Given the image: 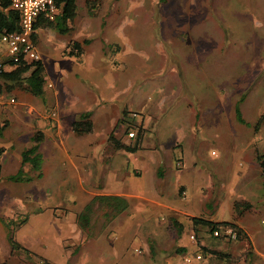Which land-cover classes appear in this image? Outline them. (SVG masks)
Wrapping results in <instances>:
<instances>
[{
    "label": "rangeland",
    "instance_id": "374dc122",
    "mask_svg": "<svg viewBox=\"0 0 264 264\" xmlns=\"http://www.w3.org/2000/svg\"><path fill=\"white\" fill-rule=\"evenodd\" d=\"M260 6H264V0H75L74 14L87 15L89 24L86 29H92L95 23L98 28L89 44V48L94 50L98 46L96 42L103 46L102 55L97 59L103 58L108 65H113L116 57L124 60L118 68H111L115 72L118 69L116 74L120 82H124L123 93L113 102L106 101L116 89L107 88L109 74L105 67L94 74L98 79L95 95L104 99L112 111V104L122 102L133 93L135 100L129 107L134 109L138 103L144 102L154 114L140 149L134 153L114 151L108 159L101 157L97 162V165L106 167L101 187L109 192L122 190L140 194V197H132L138 206L133 216L137 220L147 218L155 230L164 227L173 214V209L166 207V203L173 208L177 206L175 216L185 225L186 237L182 241L187 245L189 256L196 246L187 238L193 228L190 226L191 217L212 222L227 219L241 229L242 235L223 240L236 246L241 253H250L253 252L251 239L257 247L255 249L262 253L257 252L255 264L264 263V235L259 233L264 231V160L260 162L257 159L264 153V27L259 18L262 15ZM116 25L117 32L108 31ZM38 33L37 48L43 60L51 69L57 68L55 53L58 49L53 45L45 52L41 45L42 31L38 30ZM127 37L128 46L120 53H109L107 43L121 42ZM80 59L85 61V53ZM159 61L164 69L161 74H158L156 66ZM173 73L177 76L175 80ZM46 82H49L46 87H51L54 77L47 76ZM162 84H165L164 90ZM171 84L176 85L168 90L167 86ZM176 142L181 144V150ZM23 143L13 145L8 138H0V145L5 147L0 153V190L3 192L7 187H13L12 192L30 195L22 194L20 197L23 204H34L30 209L54 199L67 204L73 194L71 192L79 185L76 180L69 179L65 181L68 190L58 186L62 177L58 173L60 160L53 165L55 169H51L50 159H44L39 178L18 182L3 179L2 174L16 168L14 164L16 166L19 162L18 153L24 147ZM56 145L57 152L66 163L62 143L58 141ZM99 147L101 149L102 144L94 145L96 150ZM88 148L85 147V151ZM176 160L181 166L176 165ZM155 162L163 168L162 175L157 176L162 180L157 186L164 191L162 195L152 187L156 177L152 172ZM135 166L140 167L139 174L133 172ZM115 171L125 175L122 179H115ZM173 173H176L175 177ZM36 191L39 193L35 195ZM147 198L163 203L151 204ZM17 201L15 196H3L0 192V210L16 206ZM235 201L240 203L236 208L233 205ZM46 211V208L40 212L33 211V219L45 215ZM101 211V207L92 208L91 226L99 224ZM4 215L0 214V262L35 264L26 262L25 253L9 250L6 231L10 230L13 238L20 240L30 228L39 232L43 228L53 230L52 227L45 226L43 221L36 223L30 217L13 231L19 216L13 218V213ZM199 230V227L194 229L197 240L201 234ZM135 232L128 240L130 246H139ZM56 233L55 229L51 234ZM139 233L143 231L139 230ZM158 239L151 238L152 255L163 254L164 264H184L181 254L169 253L177 246L173 241L167 244ZM39 242L40 253L45 251L54 257L59 256L52 243L48 248V243ZM213 250L226 253L214 255L213 264H236L233 250L227 252L216 247ZM189 262L193 264L198 260L191 258ZM158 263L161 259L156 258L155 264Z\"/></svg>",
    "mask_w": 264,
    "mask_h": 264
},
{
    "label": "crops",
    "instance_id": "0c3cea01",
    "mask_svg": "<svg viewBox=\"0 0 264 264\" xmlns=\"http://www.w3.org/2000/svg\"><path fill=\"white\" fill-rule=\"evenodd\" d=\"M260 7L262 15H259V18L261 20V25L264 27V6ZM75 11L74 0L73 15H68L64 18L65 20L59 21V24L63 28L62 30L55 26V23L58 22L60 5H57V13L49 24H42L41 22L44 21V18L40 15L35 19V21H41L34 28L33 32L34 43L43 66V81L39 94L30 93L23 87V82L19 84L18 81H20V79L16 81H7L0 78V138H8L13 142V145L18 144L20 146V142H24L23 144L25 145L23 148H25L35 142L31 136L36 132L39 133L41 138L36 142L37 151L41 154V163L44 159H50L49 165H52L50 168L55 169L53 165L57 164L59 160L61 161L59 162L61 167L59 171L57 170L58 173L62 174L58 186L68 190L65 181L69 179L76 180L79 186L71 192V194H73L67 204L65 202H57L53 198L54 200L52 202L47 201V204L41 207L37 206L38 208L34 209H30L34 205L33 203L29 205L23 204L20 199L22 194H24V196L30 195H26L25 193L17 194L11 191L13 187H7L5 191L2 192L0 190V192L3 193V196H15L16 199H18L17 205L6 207L5 204H1L6 207L7 210H0V214L13 213V218L16 215L19 216V219L16 220L12 227L13 231L23 226L30 217L32 221L36 223L43 221L45 226L50 225V227H52L53 230L47 231L48 229L46 230L43 228L40 229L39 232L30 228L20 240L14 238L20 245L26 248L25 252L21 249H17L18 252L25 253L26 262L32 263L33 261L35 264H155V259L158 258L159 260L161 259V263L158 264H164L162 262L163 254L156 257V255L150 253L152 244L151 238H159L158 240L167 244L173 241L175 243L174 245L177 246L169 253H179L183 256V253L186 252L187 249V245L182 241V239L186 237L183 231L185 225L175 216L178 207L174 206L173 208L169 203L165 205L170 210L173 209V214L169 217L174 218L182 225L181 230L178 232L170 220L166 221L164 227L155 230V227L150 224L147 218L142 217L137 220V217L133 216L138 206L137 202L134 201L132 197H140V194H134L128 191L124 192L122 190L109 192L103 189L101 183L106 167L102 166V164L97 165V162L101 161V157L108 159L114 151L134 153L140 149L142 138L146 129L151 125L154 114L150 108L148 110V106L145 105L144 102L138 103L137 105L139 106L137 107L136 105L134 109L130 108V104L135 100V95L133 93L128 95V98H124L122 102L112 104L113 110H109L106 101L113 102L117 99L116 97L118 95L123 93L121 90L124 89V82H120L118 74H116L118 69L115 72L114 69L112 70L111 68L112 66L118 68L121 61L123 63L124 60L122 57H116L113 65H108L109 63L106 64L103 58L98 60L97 57L102 55L101 53L103 51L101 43L96 42L98 46H96L95 50L89 48L93 36L98 33L96 23L92 26V29L87 30L86 27L89 24L87 15H76L74 14ZM117 26L118 25L108 31L113 32L115 30V32H117ZM147 29L151 30V28ZM38 30H40V32L42 31V33H40V38L42 40L41 45L45 52L49 51L53 45L58 49V53H55L58 59L57 68L51 69L49 67L50 65L48 66L43 60L42 54L39 48H37L39 46ZM60 34L64 36H60ZM73 41L77 43V49L72 54H67L66 49H68L69 43ZM109 41L110 38H108V42ZM106 45L109 46L107 47L110 51L109 53L112 51H114L115 54L118 52L120 53L125 46L129 45V39L128 37L126 39L123 38L121 42L113 41ZM2 50L3 46L0 45V61L7 59V57L3 55ZM62 53H66V55ZM82 53H85L84 62L80 59ZM158 56L159 54L156 55V58ZM160 59L162 60L161 57ZM159 62L156 66L159 68L158 74H161L164 69L162 67L163 63L161 64V61ZM13 66V64L4 63L2 69L9 70ZM105 67L109 74L107 88L116 89V91L112 92L111 97L106 98V101L97 97V94L95 95L96 88L98 87V79L94 77V74L97 73L99 68L104 70ZM47 76L54 77V85L52 82L51 87H46L45 81ZM172 76L174 80L177 79L176 73H173ZM90 77H93V79ZM67 80L71 81L65 82ZM164 85L165 84H162L161 86L162 90L165 89ZM174 85H168L167 89H173ZM171 89L170 91H172ZM10 98L13 100H10ZM131 112L135 113L133 117L130 116ZM129 122H133L135 125L140 124L142 127L139 147L134 151L114 148L111 142L107 140V135L115 124L116 126L112 134L117 143L131 145L129 144L131 143V138L125 136L126 125ZM55 140H58L63 145L66 163L62 161L63 156L59 155L57 152L56 143H58V141L55 142ZM98 144H102V147L96 150L94 145L98 146ZM175 145L181 150V144L179 142H176ZM87 146L89 147L88 151H85V147ZM4 148V146L0 145V153ZM23 148L21 147L19 150V162L16 166L14 164V167H16L14 171L2 174L4 177L3 179L6 181H8L6 176L14 173L20 166V152ZM179 158L182 163V156ZM153 159L154 157L152 156L151 160ZM21 167L22 171L26 174H30L28 172L33 171V173L30 174L33 176L34 170L30 168L27 162ZM140 171V167L135 166L133 168V172L136 174H139ZM115 172L113 173L115 179H122L125 175V173ZM152 172L156 176L155 182L152 185L154 189H152L154 191L157 189V192H160L159 195H162L164 191L160 189L161 187H157L161 184L162 180L157 179V176L162 175L163 168L155 162ZM172 176L175 177L176 173H173ZM39 177L33 176L30 180ZM177 186L178 184L175 186L176 192ZM38 193L36 191L35 195ZM44 193L49 196L48 193ZM151 194L153 193L151 192ZM95 195H118L123 197L127 204L124 209L118 212H112L109 205L94 201L92 202V208H102V219L95 227L91 226L93 222L91 210L88 222L85 226L80 227L76 220V214L80 212L82 207ZM147 199L151 204L156 205L163 203L160 200L152 198ZM45 208L47 209L45 215L33 219V211L40 212ZM61 213L62 215H59ZM220 221H227V219ZM191 225L190 223V226ZM239 226H243V224ZM198 227L200 228L199 232L201 234L198 240H196L193 253L200 252L202 250L200 246L207 250L201 254L200 259H197L198 262L193 264H213L214 255H226V253L214 251L213 248L215 247L217 249L226 250L227 252L233 250L235 256L233 259L237 260L236 264H255L258 253L262 255L260 251L255 249L257 247L253 245L251 239L250 242H252L253 252L249 250L250 253H241L237 251L236 246L234 247L227 244L223 240L225 238L211 235L206 225L197 224L193 226V231ZM55 229L57 233L52 235L51 233H53ZM139 230L143 231V233H139ZM244 230L246 229L244 228ZM260 231L259 233L264 235V231ZM134 232L137 233L139 238V246H130L128 241L131 236L134 235ZM248 236L251 238V235ZM168 238H170V240H168ZM187 238H189L188 234ZM218 238H220V240H217ZM40 240L43 243L44 241L48 243V248L52 243L55 246L53 248L55 250L54 252L59 253V256L54 257L49 253H45V251L40 253L39 251L41 250L38 248ZM191 242L195 241L191 240ZM156 246H158L159 250L162 249L158 243ZM176 247H183V250L178 252L176 251ZM191 258L195 261V258ZM223 258L225 259V257ZM184 264L192 263L184 262ZM262 264H264L263 261Z\"/></svg>",
    "mask_w": 264,
    "mask_h": 264
},
{
    "label": "trees",
    "instance_id": "16d2710c",
    "mask_svg": "<svg viewBox=\"0 0 264 264\" xmlns=\"http://www.w3.org/2000/svg\"><path fill=\"white\" fill-rule=\"evenodd\" d=\"M10 0H0V31H12L15 30L18 26V14L17 11L10 7L9 5ZM55 4L60 5V12L58 15V22L55 23V26L62 30V26L59 24L60 20H63L68 15H73L74 11V0H55ZM65 20V19H64ZM41 22V21H40ZM39 21L34 22V28L40 23ZM51 20L44 19L42 21V24H49ZM77 49V43L76 42H70L68 45V49H66L67 54H72ZM4 63L13 64L10 59L2 60L0 61V78L7 81H16L20 79L19 84L23 82L24 88H26L30 93L32 94H39L41 89V84L43 81L42 77V70L43 66L41 63L40 58L34 61L30 62H24L23 60L19 63L13 64L14 66L9 70H3L2 65ZM116 124L113 126L112 130L107 135V140L111 142L112 146L114 148H123L128 151H134L139 147V143L141 140L142 135V127L140 124L135 125V134L131 138V145H126L122 143H117V141L114 139L112 131L114 130ZM1 128V126H0ZM31 138L35 141L28 147H25L20 152V166L16 169V171L12 174H8L6 176V179L12 180V181H29L33 176L39 177L41 175L40 172V164H41V154L37 151V142L41 136L39 133H34ZM179 159V158H176ZM257 159L264 160V153H261L259 156H257ZM27 162L32 170H34L33 176L30 174H26L22 171V165ZM261 164V163H260ZM263 166V165H262ZM180 188V187H179ZM98 202V203H104L106 205H109L112 212H118L126 207V200L118 195H95L93 196L81 209L80 212L76 214V220L80 227H83L88 222V218L90 215V212L92 210V202ZM239 201H235L233 203L234 208L238 207ZM242 204L247 205V203L243 202ZM191 224L192 227L196 226L197 224H203L206 226L212 227L217 224H229L231 225L237 234V237H240L242 235L241 229L233 225L232 223L228 221H216L212 222L209 220H205L203 218H196L191 217ZM170 222L175 227V229L179 232L181 230L182 225L177 222L174 218L170 217ZM264 225V220L262 221ZM193 231V229L191 230ZM190 231V232H191ZM194 232V231H193ZM195 234V232H194ZM6 238L9 244V250H17L21 249L24 252L26 251V248H24L22 245L16 241L10 230L6 231ZM196 234H195V243H196ZM202 247V246H200ZM183 250V247H176V251L180 252ZM207 249H204L202 247V250L200 251L201 254L204 253ZM187 255L186 252L183 253V256ZM194 254V253H192ZM182 256V259H183ZM189 256V255H187ZM190 257H193L192 255ZM188 263V262H187ZM0 264H4V262H0Z\"/></svg>",
    "mask_w": 264,
    "mask_h": 264
},
{
    "label": "built area",
    "instance_id": "2783aa9c",
    "mask_svg": "<svg viewBox=\"0 0 264 264\" xmlns=\"http://www.w3.org/2000/svg\"><path fill=\"white\" fill-rule=\"evenodd\" d=\"M10 7L15 9L18 14V26L12 31H0V45L3 46V55L11 60L13 64L20 61L30 62L40 58L33 39L34 22L40 15L44 19L52 20L57 13L55 0H10ZM49 82H46V86ZM10 100H13L10 98ZM53 114V112H52ZM134 112L130 113L133 117ZM135 134V124L129 122L126 125L125 136L132 138ZM177 166H180V161H175ZM209 232L213 236L236 239L237 234L235 229L229 224H217L209 228ZM190 240H195L193 231L188 233ZM193 258L200 259L201 253L196 252ZM190 256L184 254L183 261L189 262Z\"/></svg>",
    "mask_w": 264,
    "mask_h": 264
}]
</instances>
